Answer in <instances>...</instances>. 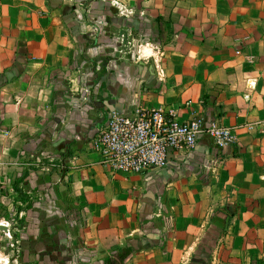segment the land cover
<instances>
[{
    "label": "crops",
    "instance_id": "obj_1",
    "mask_svg": "<svg viewBox=\"0 0 264 264\" xmlns=\"http://www.w3.org/2000/svg\"><path fill=\"white\" fill-rule=\"evenodd\" d=\"M158 107L237 141L105 169L110 111ZM0 184V224L38 264L264 261V0H0Z\"/></svg>",
    "mask_w": 264,
    "mask_h": 264
},
{
    "label": "built area",
    "instance_id": "obj_2",
    "mask_svg": "<svg viewBox=\"0 0 264 264\" xmlns=\"http://www.w3.org/2000/svg\"><path fill=\"white\" fill-rule=\"evenodd\" d=\"M235 129L217 117L200 114L181 120L175 109L167 107L139 109L135 115L114 109L93 136L91 146L111 173L136 175L166 167L174 154L195 147L202 133L219 148L232 145L237 141ZM56 166L65 170L64 163Z\"/></svg>",
    "mask_w": 264,
    "mask_h": 264
},
{
    "label": "rangeland",
    "instance_id": "obj_3",
    "mask_svg": "<svg viewBox=\"0 0 264 264\" xmlns=\"http://www.w3.org/2000/svg\"><path fill=\"white\" fill-rule=\"evenodd\" d=\"M16 197L19 198V196ZM6 198L9 204L0 202V223H4L7 221L12 225L13 220H15V214L13 211L14 206L12 204L13 197L7 196ZM18 224L19 223H17L16 225ZM16 233L17 232L15 230H12L10 234H8V232L0 230V264H38L36 258L25 254L21 247V244L17 243ZM201 254V256L193 257V259L190 261V264H217V262L215 263L216 259L213 256V251L203 249V252ZM261 263L262 262H260V260L258 259L257 261L250 262V264Z\"/></svg>",
    "mask_w": 264,
    "mask_h": 264
},
{
    "label": "trees",
    "instance_id": "obj_4",
    "mask_svg": "<svg viewBox=\"0 0 264 264\" xmlns=\"http://www.w3.org/2000/svg\"><path fill=\"white\" fill-rule=\"evenodd\" d=\"M34 168H35V167H33V169H34ZM26 176H27V174L23 175V178H25ZM14 188H15V190H16L18 196H19V199H21V200L24 201V202H28L26 208H27V207H31V200H30L29 195H28L26 192H24V191L22 190V188H20V185H19V184H15V185H14ZM18 210H21V207H18ZM228 216H230V215L228 214ZM260 262H262L261 264H264V261H260Z\"/></svg>",
    "mask_w": 264,
    "mask_h": 264
},
{
    "label": "water",
    "instance_id": "obj_5",
    "mask_svg": "<svg viewBox=\"0 0 264 264\" xmlns=\"http://www.w3.org/2000/svg\"><path fill=\"white\" fill-rule=\"evenodd\" d=\"M0 230L5 231V232H8L9 231V228L5 224H0Z\"/></svg>",
    "mask_w": 264,
    "mask_h": 264
}]
</instances>
